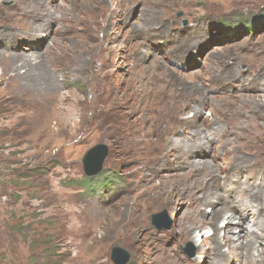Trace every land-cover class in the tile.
<instances>
[{"label":"rangeland","instance_id":"374dc122","mask_svg":"<svg viewBox=\"0 0 264 264\" xmlns=\"http://www.w3.org/2000/svg\"><path fill=\"white\" fill-rule=\"evenodd\" d=\"M39 165L45 191L11 188ZM231 175L264 184V0H0V264H43L46 232L56 264H115L114 247L126 264H264L225 230L222 254L193 241L223 224L220 197L240 214Z\"/></svg>","mask_w":264,"mask_h":264},{"label":"bare ground","instance_id":"6f19581e","mask_svg":"<svg viewBox=\"0 0 264 264\" xmlns=\"http://www.w3.org/2000/svg\"><path fill=\"white\" fill-rule=\"evenodd\" d=\"M33 29L35 31L39 32V30L41 28L38 29L37 27H33ZM196 146H197V144H196ZM203 165H201V166L203 167ZM213 166H215V165H213ZM240 174H241V172H240ZM206 175H208V174H206ZM254 175L255 176H253V178L256 177L257 175H261V172L254 173ZM211 178H212L211 182L208 181L209 183L207 182V184H206L207 187L212 185V182L215 180L216 177L215 178L211 177ZM234 179L236 181L240 182V184L241 183L244 184L245 194H247V197H243L240 199V201H237L235 203V207L240 212V214L237 216V214H235L231 209V206L234 204L235 201H231L229 204H227V203H224V201H222L223 198L220 197V202L222 205L219 207L221 209H226L228 211L226 213V217L224 216L223 224L216 227V233L214 234V236L210 237L209 235H207L206 232H209L210 230H206L205 233L196 234L195 238H193V241L196 245H198L197 243H200V241H199L200 238H204L203 239L204 242L207 241L208 239H211L215 243V245H214V247L208 246L209 249L210 250L212 249L215 252V254H217V255L222 254L223 253V251H222L223 247H222V245L219 244V233H220V231L225 230V231H228L230 233V234H228V235H230L228 238L231 237L230 238L231 239L230 245L232 247H238L239 248L238 251H236V253L239 252V255H240V249H243V250L248 249L246 254H244V252H242L244 255V258H246V260H248V259H250L249 254H248V253H250L249 251L250 250H254V251L257 250L258 255H257V257H254V258H256L257 260L263 259L262 251L259 250L257 246L258 245L260 246L262 244L264 245V212L262 213V211L264 210V195L261 194L262 192L260 193V192H254V191L258 190L259 188L264 187V184L263 183H260V184L256 183V184H254L255 186L254 185L251 186V183L253 182V180H250V176L246 177V179L244 181H242V178H240V175H231L229 182L231 183V182L235 181ZM228 185H230V184H228ZM206 190H207V188H206ZM215 191L219 195L221 192V189L218 187V189H216ZM170 192H171V197L169 199V202L171 203L172 206L176 204V202L178 201V199L180 197H182L183 195H186L185 190L181 189V188H175V190L170 191ZM230 195H229V197H230ZM167 197H168V195H167ZM192 197H194V195H192ZM201 200H203V202H206L207 198H201ZM194 213L199 214V216L201 215L200 216L201 218H204L206 216L203 213V211L200 209V207H198V213L196 212V210ZM218 214H219V211L217 209V211L214 212L213 216L215 217ZM262 215H263V217H262ZM261 217H262V220L259 221V219ZM198 222L199 221L197 218H195V217L192 218V224L196 225V224H198ZM209 222L211 223V225H214L212 218H210ZM225 222H227L226 225H225ZM235 225L237 227L241 228L240 231L236 230ZM257 229H258V231H257ZM244 230H246V232H244ZM255 232H257V236L255 237V240H253V239H251V234H254ZM259 241H263V242H259ZM253 253H256V252H253ZM252 259H251V261L253 262V264H255V262H256L255 259H254V261Z\"/></svg>","mask_w":264,"mask_h":264},{"label":"trees","instance_id":"16d2710c","mask_svg":"<svg viewBox=\"0 0 264 264\" xmlns=\"http://www.w3.org/2000/svg\"><path fill=\"white\" fill-rule=\"evenodd\" d=\"M47 173L48 172H47V167L46 166L39 165V166H37V168L36 167L35 168L30 167L29 170L26 173L23 172L19 176L12 175V176H14V178H13V182L14 183L11 184V188H16L17 187L18 190H21V188H23V189L25 188V191H29V192L30 191H33L34 193H42L43 191H45V187H43L42 184L39 183V182H37V181H38V178L39 177L40 178L41 177L42 178L46 177L47 176ZM88 180L89 179H86L85 178L82 181V184L87 186V184L89 182ZM3 188H4V186L2 185V189ZM4 194L5 195H11L8 191H6L5 193H1L0 196L1 195H4ZM19 197H18V200H19ZM16 217H17V215L14 214V213H12V216L10 217V219L12 221L13 220L15 221L14 229L11 230L12 234H18V232H21L23 234V231H26V232L29 231V227H24L23 229H20L21 231L20 230H17L18 227L16 229V226L19 225V221H18V219ZM25 220L24 221L22 220L21 223L28 221V219H27V221H25ZM28 225H30V223ZM46 233L49 234L47 243H43V244L40 245V246H42L43 249H45V252H47V254H46V260L43 262V264H56L53 261L54 258H55V255L54 254H55L56 250L51 247V241H53L52 240V237L50 236L51 233H48V232H46ZM26 237L27 236H25V238ZM13 241L10 240L11 245L13 244ZM30 243H31V246L32 247L29 249V254H28L27 259H30V258L32 259V255H35V253H34V241L33 240L32 241L30 240ZM58 264H62V263L60 262Z\"/></svg>","mask_w":264,"mask_h":264},{"label":"water","instance_id":"95a60500","mask_svg":"<svg viewBox=\"0 0 264 264\" xmlns=\"http://www.w3.org/2000/svg\"><path fill=\"white\" fill-rule=\"evenodd\" d=\"M186 22V21H185ZM108 155V147L104 144H98L87 151L82 159L84 173L87 177H92L99 174L103 168V163ZM162 214H153L152 223L157 228L169 229L171 227V221L167 220L166 223H160L159 218ZM188 251V249H187ZM191 257L193 253H190ZM129 253L121 247H114L112 253V261L115 264H126L129 260Z\"/></svg>","mask_w":264,"mask_h":264}]
</instances>
